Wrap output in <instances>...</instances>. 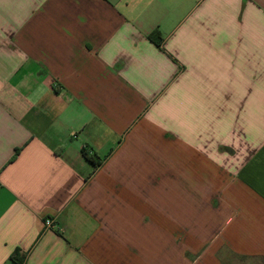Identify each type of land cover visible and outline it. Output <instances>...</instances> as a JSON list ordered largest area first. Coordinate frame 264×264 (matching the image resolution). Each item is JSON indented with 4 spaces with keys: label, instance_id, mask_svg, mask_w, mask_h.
<instances>
[{
    "label": "crops",
    "instance_id": "1",
    "mask_svg": "<svg viewBox=\"0 0 264 264\" xmlns=\"http://www.w3.org/2000/svg\"><path fill=\"white\" fill-rule=\"evenodd\" d=\"M11 256L264 264V0H0Z\"/></svg>",
    "mask_w": 264,
    "mask_h": 264
},
{
    "label": "trees",
    "instance_id": "2",
    "mask_svg": "<svg viewBox=\"0 0 264 264\" xmlns=\"http://www.w3.org/2000/svg\"><path fill=\"white\" fill-rule=\"evenodd\" d=\"M150 39L156 44H160L161 37L159 36V34L157 32H154L150 35ZM81 155L83 156V158H85L87 161H89L92 165H93V169H96V167H98V163L95 162L94 160V156L91 154V152L89 153L86 149H82L81 150ZM11 260L15 261L17 264L20 263V261L14 257L11 256Z\"/></svg>",
    "mask_w": 264,
    "mask_h": 264
},
{
    "label": "built area",
    "instance_id": "3",
    "mask_svg": "<svg viewBox=\"0 0 264 264\" xmlns=\"http://www.w3.org/2000/svg\"><path fill=\"white\" fill-rule=\"evenodd\" d=\"M44 225H45V227H47V228H51L52 227V220L51 219H45V221H44Z\"/></svg>",
    "mask_w": 264,
    "mask_h": 264
}]
</instances>
